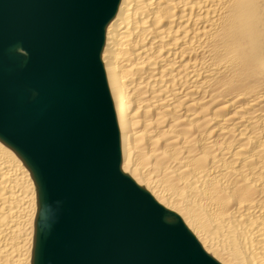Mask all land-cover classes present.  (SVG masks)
Listing matches in <instances>:
<instances>
[{
	"label": "bare ground",
	"instance_id": "1",
	"mask_svg": "<svg viewBox=\"0 0 264 264\" xmlns=\"http://www.w3.org/2000/svg\"><path fill=\"white\" fill-rule=\"evenodd\" d=\"M100 60L120 171L218 264H264V0H119ZM37 209L0 139V264H31Z\"/></svg>",
	"mask_w": 264,
	"mask_h": 264
},
{
	"label": "water",
	"instance_id": "2",
	"mask_svg": "<svg viewBox=\"0 0 264 264\" xmlns=\"http://www.w3.org/2000/svg\"><path fill=\"white\" fill-rule=\"evenodd\" d=\"M119 0H0V139L37 190L31 264H218L120 171L100 52Z\"/></svg>",
	"mask_w": 264,
	"mask_h": 264
}]
</instances>
